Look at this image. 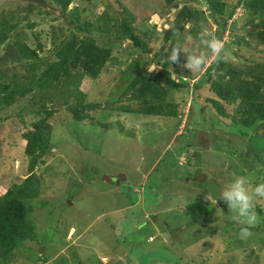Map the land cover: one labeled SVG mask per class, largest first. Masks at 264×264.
I'll use <instances>...</instances> for the list:
<instances>
[{
    "label": "rangeland",
    "instance_id": "rangeland-1",
    "mask_svg": "<svg viewBox=\"0 0 264 264\" xmlns=\"http://www.w3.org/2000/svg\"><path fill=\"white\" fill-rule=\"evenodd\" d=\"M46 1L0 0V19L19 21L9 32V42L25 41L36 49L40 44V56L51 54L68 25ZM222 1L227 4L220 12L226 15L231 0ZM120 2L136 17L134 35L147 43L149 56L167 50L169 42H163V30L182 5L207 13L204 0H177V8L164 6L162 0ZM112 7L115 11L118 6ZM143 7L155 12L156 20L137 22ZM75 8L83 20L89 21L110 10L105 0H71L68 12ZM207 21L203 27L217 38L218 28L211 18ZM191 27L193 39L186 42ZM200 31L197 24H187L179 39L181 46L206 53L208 65L213 55L200 44ZM232 32H224V41L240 39L245 33ZM248 40V46L240 41L232 49L244 57L264 60V46L256 45L254 38ZM130 42H123L122 47H129ZM5 52L3 44L0 56ZM112 54L105 71L96 78H84L80 85L86 93L85 101L97 104L90 115L107 123L110 129L87 119L76 123L72 113L63 107L48 118L52 126L51 152L45 154V163L34 167L41 178L36 195L23 202L28 213L26 222L32 224L35 234L29 231L30 240L18 246L14 256L6 253L8 260L0 256V264H185L187 260L192 264H249L252 260L264 264V241L260 243L264 232L252 227L251 237L243 240L248 249L239 254L235 238L241 225L231 219L234 213H228L227 205L217 201L203 182L193 181L196 170H201L204 178L219 182L218 193L237 175L246 176L254 186L264 181V166L258 161H264V147L255 150L238 137L226 136L223 154L222 150L210 148L199 156L193 149L178 157L176 147L186 144V137L179 135H187L185 116L191 102L188 91L180 88L168 94V101L177 105L178 113L183 111L179 122L170 116L134 112L140 106L126 100L130 93L124 90L143 65L150 71L156 66L137 55L118 51ZM182 58L179 74L192 85L205 65L191 72L184 67V54ZM12 64L7 71L10 75L13 69H21ZM26 100L18 97L9 107L0 104V195L27 176L29 158L24 153L22 133L34 130L31 122L38 117L26 114L23 121L19 119L16 113L26 107ZM121 104H128L131 113L123 111ZM197 104L205 103L201 99ZM203 119L201 130L192 139L197 147H204L203 140L208 137L203 131L209 123L207 112ZM205 165L207 168H203ZM256 204L263 212L264 200L254 201L253 209L255 225L264 227Z\"/></svg>",
    "mask_w": 264,
    "mask_h": 264
},
{
    "label": "trees",
    "instance_id": "trees-1",
    "mask_svg": "<svg viewBox=\"0 0 264 264\" xmlns=\"http://www.w3.org/2000/svg\"><path fill=\"white\" fill-rule=\"evenodd\" d=\"M162 1L164 6L178 7L175 4L177 0ZM204 1L207 3V13L186 4L176 11L173 20L168 21L167 28L163 30V42H169L167 50L155 52L151 56L148 55L147 43L134 35L136 17L121 5L120 0L112 2L105 0V6L110 10L103 11L95 21L83 20L77 8L68 12L71 0H47L48 4L52 3L53 8L60 12L59 16L68 22L63 38L58 44H54L48 56L39 55L40 44L36 49L28 46L25 41L9 42V32L19 21L8 23L0 19V46L4 44L6 51L0 56V104L9 107L16 98H27L26 107H20L17 116L21 121L26 114L38 117L31 122L34 130L22 133L25 140L24 153L29 158L27 176L20 184H13L12 188L0 195L2 259L8 258L6 253L14 256L17 247L30 240L29 231L32 230L33 236L35 234L32 224L26 222L28 213L23 202L36 195V187L41 178L35 174L34 167L45 163V154L51 152L52 126L48 123V118L63 107L72 113L75 122L87 119L96 126L110 129L107 123L90 115L91 111L96 110L97 104L85 101L86 93L80 89V85L84 78H96L105 71L114 51L124 52L128 56H140L156 66L150 71L143 65L124 90L130 93L126 100L134 101L140 106L138 109L134 108V112L170 116L179 122L182 120L183 111L178 113L177 105L168 101V94L180 88H186L188 91L191 102L185 116L187 135L183 136L182 133L179 135L186 137V144L176 147L178 157L184 154L183 151L193 149L199 156H202L203 150L210 148L215 149L214 151L222 150L223 154L228 136L246 141L255 150L264 147V60L244 57L232 49L239 45L240 41L245 43L246 37L254 38L256 45L264 46V0H231L226 15L220 12L227 4L224 1ZM113 4L118 6L115 11ZM143 8L138 11L137 22L146 18L156 20L155 12ZM238 10L241 11L237 12ZM208 17L218 28L215 32L217 39L224 43V51L220 57L213 56L195 82L190 85L184 80L183 75L179 74L183 53L179 54L178 60L174 63L167 62V58L174 45H182L179 38L186 25L195 23L202 29L208 25ZM226 30L234 33L242 30L245 33L240 39L224 41L223 34ZM192 31L191 27L188 34L190 35ZM248 38L246 46L249 45ZM125 41H131L129 47H122ZM208 52L211 54L209 50ZM12 63L18 64L21 69L19 71L13 69L10 75L7 71L10 67L12 69V66H9ZM200 92L204 94L201 96ZM201 99L205 104L200 106L197 102ZM120 106L123 111L131 113L128 104ZM205 112L208 114L209 123L204 126L203 131H206L208 137L203 140L204 147H197L192 139L203 126L200 122L205 120L203 119ZM255 156L259 158L258 155ZM258 161L264 166V161L260 159ZM200 164L204 166L202 160ZM203 168H207L206 165ZM194 176L196 179L193 181L203 182L207 190L215 198L218 197L219 182L213 179L210 182L211 178L209 180L204 178V172L201 170H196ZM256 209L259 217L263 219L264 211L262 212L258 205ZM254 226L256 230L264 232L262 225ZM237 230L239 231L240 227ZM235 241L239 245V254H243L248 245L238 236ZM262 241L264 239L260 243ZM192 263V260L185 262ZM249 264L256 263L252 260Z\"/></svg>",
    "mask_w": 264,
    "mask_h": 264
},
{
    "label": "clouds",
    "instance_id": "clouds-1",
    "mask_svg": "<svg viewBox=\"0 0 264 264\" xmlns=\"http://www.w3.org/2000/svg\"><path fill=\"white\" fill-rule=\"evenodd\" d=\"M192 39L191 35L185 37L186 42H191ZM198 39L200 44L208 49L213 56L220 57L223 53L224 43L212 36L207 27L201 29ZM180 53L186 57L184 67L191 72L200 71L208 59L206 53L197 51L195 48L174 45L168 55L167 62H176ZM218 200H222L227 205L228 213H234L231 219L241 225L238 237L241 240H246L251 237V228L257 219L253 210L254 201L264 200V181L252 186L246 176L237 175L219 192Z\"/></svg>",
    "mask_w": 264,
    "mask_h": 264
}]
</instances>
